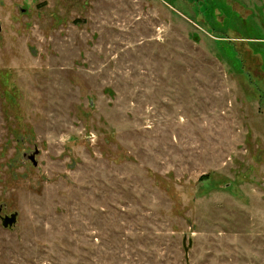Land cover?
<instances>
[{"label":"rangeland","instance_id":"1","mask_svg":"<svg viewBox=\"0 0 264 264\" xmlns=\"http://www.w3.org/2000/svg\"><path fill=\"white\" fill-rule=\"evenodd\" d=\"M0 203V264H264V0H0Z\"/></svg>","mask_w":264,"mask_h":264},{"label":"flooded vegetation","instance_id":"2","mask_svg":"<svg viewBox=\"0 0 264 264\" xmlns=\"http://www.w3.org/2000/svg\"><path fill=\"white\" fill-rule=\"evenodd\" d=\"M39 152L35 150L32 153H25L26 159L32 163V165L37 166L38 161L36 155ZM16 215V220L14 221L13 216ZM19 213L17 211H8V207L5 203H0V223L4 228H12L18 221Z\"/></svg>","mask_w":264,"mask_h":264},{"label":"water","instance_id":"3","mask_svg":"<svg viewBox=\"0 0 264 264\" xmlns=\"http://www.w3.org/2000/svg\"><path fill=\"white\" fill-rule=\"evenodd\" d=\"M14 221L16 220V215L13 216Z\"/></svg>","mask_w":264,"mask_h":264}]
</instances>
